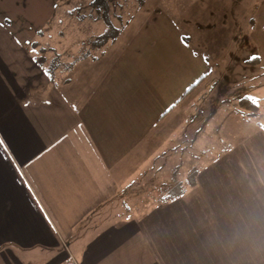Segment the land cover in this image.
<instances>
[{"label": "crops", "instance_id": "0c3cea01", "mask_svg": "<svg viewBox=\"0 0 264 264\" xmlns=\"http://www.w3.org/2000/svg\"><path fill=\"white\" fill-rule=\"evenodd\" d=\"M2 9V27L12 22L17 34L0 32V256L14 246L23 254L14 264H264V132L250 120L240 119L254 131L231 132L223 154L196 163L182 195L113 223L101 209L129 186L128 163L149 158L159 132L186 145L183 111L208 63L171 19L142 33L136 55L59 85L55 68L30 66V37Z\"/></svg>", "mask_w": 264, "mask_h": 264}, {"label": "rangeland", "instance_id": "374dc122", "mask_svg": "<svg viewBox=\"0 0 264 264\" xmlns=\"http://www.w3.org/2000/svg\"><path fill=\"white\" fill-rule=\"evenodd\" d=\"M92 1L0 0V8L5 13L10 10L13 17L10 21L20 23L22 30L19 34L27 32L30 37L25 47L27 50L29 48L36 56L41 55L39 50L41 53V49L47 50L43 54L45 63L43 58L37 57V64L30 65L34 70L39 67L38 63H42L40 69L45 73L53 70L49 68V60L55 53L61 54L64 66L62 63L55 66V72L59 74L53 79L59 85L64 83V76L70 77L73 73L76 76L86 68L105 70L113 57L135 53L131 50L133 43L139 41L144 31L162 24L164 17L174 22L181 36L191 35L190 38L185 37L188 46L208 63L207 74L194 90H189L193 95L186 102L191 101L193 109L183 111L187 146L182 140L176 141L174 136H166V133L161 137L162 132H159L154 137L152 148L146 150V153L151 152L147 153L149 158L146 159L142 151L138 160L135 158L131 162L129 159L128 166L135 167L130 175L132 182L110 198V205L101 208L107 207L108 222L113 223L119 218L141 215L151 204L152 209L159 206L167 201L166 195L176 197L185 193L184 180L188 183L187 188L190 187L189 176L198 161H205L212 152L223 154L219 151L226 144L224 142L233 141L229 136L231 132L238 133L237 129L242 134L254 131L240 119L250 120L252 125L260 124L263 128L264 0H115L114 4L109 0L111 21L122 29L113 43L109 41L96 46L92 43L98 41L97 36L106 29V24L97 19L101 11L91 6ZM5 26L0 23L1 33L11 37L17 34L12 22ZM141 41L146 43L144 53H149L148 40L142 38ZM67 65L69 69L65 68ZM35 78L38 79L37 76ZM243 96L255 100L258 105L255 113L245 112L241 116L242 110L236 100ZM185 146L186 151L183 152ZM152 152L155 153L153 157ZM259 159L262 161V157ZM153 168L160 170L154 173L151 171ZM165 179L169 184L157 188ZM27 184L30 191L40 197L46 193L45 188L38 190L34 184ZM17 248H6L4 256H0V264L22 260L23 254Z\"/></svg>", "mask_w": 264, "mask_h": 264}, {"label": "trees", "instance_id": "16d2710c", "mask_svg": "<svg viewBox=\"0 0 264 264\" xmlns=\"http://www.w3.org/2000/svg\"><path fill=\"white\" fill-rule=\"evenodd\" d=\"M114 1L115 0H110V2L112 4H114ZM108 2H109V0H93L91 2V6H94L97 11L98 10L101 11V12H99V14L97 16V19H102L103 22L106 24V27H105L106 29L100 35L97 36L98 41L97 42H93L92 46L100 45V43L109 42V41H111L113 43L116 40V38L118 37V35H119V33H120L121 29H122L120 27L115 26L114 23H112L111 18L109 16V10H110L112 5L108 4ZM100 13H101V16H100ZM185 37L186 36H182V41L184 43L188 44V41L185 39ZM186 38H189V36L186 37ZM41 50L43 51V53L41 55L35 56V57H36V59H37V57L39 59L43 58L42 62L45 63L46 58H45V55H43V54L47 50L45 48H43ZM55 54L56 55L51 59V61H49V63H50V67L49 68L50 69H52V68L54 69L56 65L59 67L61 63L63 65L62 56H60L61 54H59V53H55ZM92 59H96V56H92ZM65 68L69 69L70 67L67 65V66H65ZM194 86H195V84H194ZM236 101L238 102L239 108L242 110L241 116L245 115V112L255 113L257 111V109H258V105L255 102V100L251 99V98H248L246 96H243V97L237 99ZM259 126H261V125L259 124ZM261 129L264 131V124H263V128L261 127ZM196 175H197V171L193 170L191 172L190 176H189L190 179H191V181L189 182V186H194L195 185V183H196L195 182Z\"/></svg>", "mask_w": 264, "mask_h": 264}]
</instances>
